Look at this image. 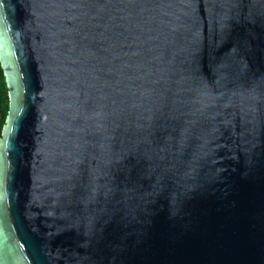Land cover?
<instances>
[{"label":"water","instance_id":"95a60500","mask_svg":"<svg viewBox=\"0 0 264 264\" xmlns=\"http://www.w3.org/2000/svg\"><path fill=\"white\" fill-rule=\"evenodd\" d=\"M0 264H264V0H0Z\"/></svg>","mask_w":264,"mask_h":264},{"label":"trees","instance_id":"16d2710c","mask_svg":"<svg viewBox=\"0 0 264 264\" xmlns=\"http://www.w3.org/2000/svg\"><path fill=\"white\" fill-rule=\"evenodd\" d=\"M9 111V94L5 75L0 62V138Z\"/></svg>","mask_w":264,"mask_h":264}]
</instances>
